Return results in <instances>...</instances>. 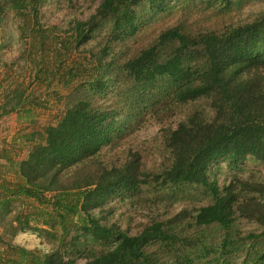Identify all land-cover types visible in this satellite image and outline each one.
I'll list each match as a JSON object with an SVG mask.
<instances>
[{"label": "trees", "instance_id": "1", "mask_svg": "<svg viewBox=\"0 0 264 264\" xmlns=\"http://www.w3.org/2000/svg\"><path fill=\"white\" fill-rule=\"evenodd\" d=\"M47 1L0 0V23L17 20L19 59L35 70L3 89L0 117L29 116L41 95L63 106L32 133L20 181H0V219L32 201L41 213L19 226L35 215L58 245L46 256L8 245L0 263L264 264V179L219 180L222 166L264 164V12L235 22L238 0H207L202 12L221 24L200 26L185 15L195 0H102L61 29L41 23ZM146 115L158 132L133 145ZM124 205L146 210L145 222L122 228Z\"/></svg>", "mask_w": 264, "mask_h": 264}, {"label": "rangeland", "instance_id": "2", "mask_svg": "<svg viewBox=\"0 0 264 264\" xmlns=\"http://www.w3.org/2000/svg\"><path fill=\"white\" fill-rule=\"evenodd\" d=\"M207 0H195L187 4L189 12L185 15L194 19L200 26H218L221 24L219 17H210L202 12V2ZM102 0H48L41 10V23L44 25H55L65 29L67 23L74 19H85L92 14ZM238 5V6H237ZM232 12L229 17L233 21H249L256 15L264 12V0H238L234 6L230 7ZM229 12V13H230ZM183 12L175 10L171 13L157 16L158 22L150 30L149 35L156 34L160 28L176 20L179 14ZM18 22L11 13H8L0 23V97L3 89L8 84L26 85L29 77L34 73V67L26 65L23 60L19 59V53L23 45L18 41V32L16 30ZM8 93V91H6ZM65 94V92H62ZM45 99L46 105L42 108H34L29 116L26 113L9 114L0 117V181L17 183L20 180L16 177V163L27 156L31 147L30 137L32 133L43 131L47 125L56 123L57 118L63 108L62 101L54 97L41 95ZM158 125L153 121L150 115H146L141 125H137L132 134L131 143L136 146H144L158 132ZM219 175L220 182L230 180L234 176L250 178L252 180L264 179V164L255 162L251 159L245 161L238 170L231 171L226 166H222ZM179 204V203H178ZM175 204L176 211L181 206ZM186 205V203H180ZM187 206V205H186ZM42 209L32 201L14 202L10 210L3 214L0 219V255L9 254L8 245L12 247H22L23 249L46 256L52 253L58 245L53 232L50 235H39L34 227L41 229V221L37 222L35 215L29 219L30 229L22 230L19 226L24 217L36 213H41ZM117 223L122 228L138 226L139 223L145 222L147 211L140 208H134L124 205L118 208ZM121 213V214H120ZM251 226L243 223L241 229L248 230ZM55 232V231H54ZM57 233V232H56ZM43 234V233H42ZM53 237V238H52ZM214 237L217 239L218 234ZM240 254V253H239ZM244 257V256H242ZM242 258L234 260V264H239ZM84 261H78L83 264ZM1 264V263H0Z\"/></svg>", "mask_w": 264, "mask_h": 264}]
</instances>
